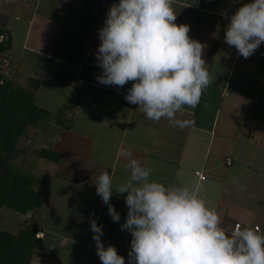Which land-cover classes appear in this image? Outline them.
<instances>
[{"label":"crops","instance_id":"crops-1","mask_svg":"<svg viewBox=\"0 0 264 264\" xmlns=\"http://www.w3.org/2000/svg\"><path fill=\"white\" fill-rule=\"evenodd\" d=\"M23 1L15 0L20 6ZM26 1L32 2L30 11L26 6L20 12L9 9L6 26L0 24L12 39L5 52L10 63L3 67L2 76L21 86L32 78L40 82L35 101L50 115L35 130L39 128L38 137L43 138L40 148L60 154L59 161L49 160L53 167L39 163L33 170L43 206L31 219L40 224L37 233L42 242L30 264H102L92 239V220L102 226L105 248L115 246L129 264L132 236L121 229L128 212L127 193L113 191L110 203L120 215L114 222L108 206L96 194L95 184L105 171L113 177L114 188L126 182L130 175L127 152L152 168V180L166 186L202 180L196 174L201 171L206 175L201 195L222 217V226L231 228L236 221L250 225L245 220L249 211L237 209L229 198L237 176L224 169L237 158L245 161L240 145L249 157L250 146L258 147L249 133L259 130L257 117L263 114L262 109L254 111L263 43L245 59L224 41L231 16L250 0H175V23L188 25L189 37L205 45L203 58L212 78L197 107L185 106L177 113V119L195 121L194 126L183 129L166 119L149 120L139 105L126 101L131 81L120 88L97 80L102 74L96 59L99 30L108 9L119 0ZM23 51L30 53V64L21 57ZM60 112L61 120L57 117ZM225 114L232 124L224 122ZM229 185L231 189H227ZM234 209L242 212L237 220L232 218Z\"/></svg>","mask_w":264,"mask_h":264},{"label":"clouds","instance_id":"clouds-1","mask_svg":"<svg viewBox=\"0 0 264 264\" xmlns=\"http://www.w3.org/2000/svg\"><path fill=\"white\" fill-rule=\"evenodd\" d=\"M175 0H119L99 30L96 52L100 84L122 88L149 120L166 119L181 129L194 120L177 119L185 106L195 109L212 83L203 58L205 45L189 37L190 27L177 25ZM224 41L249 58L264 43V0L242 4L230 18ZM126 182L113 187L109 172L96 179V194L114 222L119 213L110 203L113 191L127 193L122 230L131 233L129 264H264V233L259 228L222 226V217L201 195L202 180L175 186L152 180V168L132 157ZM241 191L243 189L241 188ZM92 239L102 264H125L115 246L105 248L102 226L91 221Z\"/></svg>","mask_w":264,"mask_h":264},{"label":"trees","instance_id":"trees-1","mask_svg":"<svg viewBox=\"0 0 264 264\" xmlns=\"http://www.w3.org/2000/svg\"><path fill=\"white\" fill-rule=\"evenodd\" d=\"M2 38V39H1ZM9 31L0 26V56L11 47ZM264 64V56L261 66ZM0 64V211L8 207L34 217L43 206V198L35 189L36 176L19 159L24 147L19 140L30 130L38 127L49 115L48 109L35 101L40 82L32 78L28 86L16 85L12 79L2 76ZM262 69L260 70V73ZM61 120V112L57 115ZM38 156L59 161L60 154L49 148H41ZM33 159H30V166ZM40 224L32 221L11 233L0 226V264H30L34 250L42 242L36 234Z\"/></svg>","mask_w":264,"mask_h":264},{"label":"rangeland","instance_id":"rangeland-1","mask_svg":"<svg viewBox=\"0 0 264 264\" xmlns=\"http://www.w3.org/2000/svg\"><path fill=\"white\" fill-rule=\"evenodd\" d=\"M9 1V0H8ZM7 0H0V24L6 26V11L10 9V12H15L16 10L20 12L22 7L26 6V9L30 11V6L32 2H28L26 0L20 5H16L17 2L15 0L8 2ZM35 1V0H34ZM45 4V2H44ZM42 6L40 9H42ZM56 14V13H53ZM15 25V21L13 23ZM2 39V38H1ZM261 50H264V43L260 46ZM22 54V55H21ZM21 57L30 64V53L23 51L21 53ZM10 63L9 57L6 56V53L0 56V64L1 66H5ZM262 69L261 77L259 78V83L257 86V90L255 92L256 96V106L254 111L258 109L263 110V114L259 113L257 125L259 130L252 134L249 133L251 138H254L253 143L255 142L258 147H254L253 145L249 148V155H247L244 146L240 145L239 152L242 155V158H245V161L241 162L239 158H237L235 164L231 167L224 165L225 171L233 172L236 174V188L229 192V198L234 200V206L238 208L245 207L246 210L249 211L248 217H245L250 225L260 224L263 225L264 222V64L260 67ZM19 70H24L19 69ZM18 70V71H19ZM26 74V71L24 72ZM24 78V76H23ZM22 86H28L23 84ZM259 106V107H258ZM224 115V122L229 125L231 123V119L226 118ZM227 120V121H226ZM234 123H240L239 118H233ZM256 125V123H254ZM30 130L25 136H22L19 140V145L24 147V152L22 151L20 154L22 155L19 159L20 162H24L27 165V169L33 171L35 169V165L42 163L43 165L51 168L53 167V163L43 157H38L36 153L41 149L43 138H39V128L37 130ZM230 150V149H229ZM228 150V152H229ZM246 152V153H245ZM34 156L36 158L34 159ZM239 157V156H238ZM30 159H33V163L30 166ZM37 159V160H36ZM36 160V161H35ZM225 162V161H223ZM241 175V176H239ZM56 188V183L53 184V188ZM232 186L229 185L227 189H231ZM241 188L243 191H241ZM236 191V193H235ZM244 209V208H242ZM233 220H237L236 215H242L235 209L232 212ZM54 216V215H53ZM32 216L25 215L19 213L15 210H12L8 207H3L0 211V226L4 230H7L11 233L17 232L20 228L24 227L26 223H29L33 219ZM31 219V220H30ZM38 237H41L39 233L36 234Z\"/></svg>","mask_w":264,"mask_h":264},{"label":"built area","instance_id":"built-area-1","mask_svg":"<svg viewBox=\"0 0 264 264\" xmlns=\"http://www.w3.org/2000/svg\"><path fill=\"white\" fill-rule=\"evenodd\" d=\"M226 162L227 164H231L232 163V159L231 158H227L226 159ZM196 174L199 176L200 179L202 180H205L206 179V175H204L201 171H196ZM236 225H241V226H250V227H253V228H259V230L261 231V233H264V224L263 225H260V224H253V225H247V224H244L243 222L241 221H236L231 228H234Z\"/></svg>","mask_w":264,"mask_h":264}]
</instances>
